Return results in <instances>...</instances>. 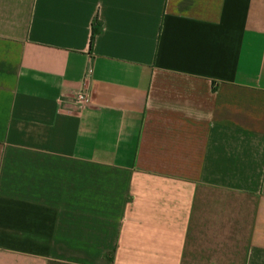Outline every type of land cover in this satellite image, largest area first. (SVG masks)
<instances>
[{"label": "crops", "instance_id": "crops-1", "mask_svg": "<svg viewBox=\"0 0 264 264\" xmlns=\"http://www.w3.org/2000/svg\"><path fill=\"white\" fill-rule=\"evenodd\" d=\"M0 264H264V0H0Z\"/></svg>", "mask_w": 264, "mask_h": 264}, {"label": "built area", "instance_id": "built-area-1", "mask_svg": "<svg viewBox=\"0 0 264 264\" xmlns=\"http://www.w3.org/2000/svg\"><path fill=\"white\" fill-rule=\"evenodd\" d=\"M75 103L81 107L89 106L91 104L90 94L85 93V92L78 93V95L75 98Z\"/></svg>", "mask_w": 264, "mask_h": 264}, {"label": "trees", "instance_id": "trees-1", "mask_svg": "<svg viewBox=\"0 0 264 264\" xmlns=\"http://www.w3.org/2000/svg\"><path fill=\"white\" fill-rule=\"evenodd\" d=\"M94 39H95V34H93V37H92V42L94 41Z\"/></svg>", "mask_w": 264, "mask_h": 264}]
</instances>
